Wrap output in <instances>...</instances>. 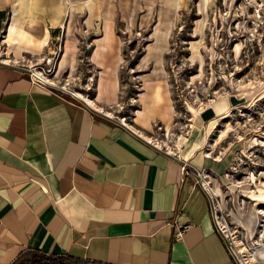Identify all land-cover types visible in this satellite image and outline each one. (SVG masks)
Masks as SVG:
<instances>
[{"label":"rangeland","instance_id":"1","mask_svg":"<svg viewBox=\"0 0 264 264\" xmlns=\"http://www.w3.org/2000/svg\"><path fill=\"white\" fill-rule=\"evenodd\" d=\"M0 8L8 10L0 63L44 69L51 87L92 101L99 78L114 75L118 95L103 112L179 158L194 134L197 159H207L199 178L230 249L243 264L249 253L264 264V0H0ZM102 36L99 68L91 53ZM23 262L37 264L30 253Z\"/></svg>","mask_w":264,"mask_h":264},{"label":"crops","instance_id":"2","mask_svg":"<svg viewBox=\"0 0 264 264\" xmlns=\"http://www.w3.org/2000/svg\"><path fill=\"white\" fill-rule=\"evenodd\" d=\"M103 39L91 53L99 68ZM66 61L67 51L60 69ZM97 84L90 105L0 63V264L33 250L108 264H239L199 178L203 145L190 134L183 158L159 148L103 112L118 95L114 75Z\"/></svg>","mask_w":264,"mask_h":264},{"label":"trees","instance_id":"3","mask_svg":"<svg viewBox=\"0 0 264 264\" xmlns=\"http://www.w3.org/2000/svg\"><path fill=\"white\" fill-rule=\"evenodd\" d=\"M7 14H8L7 9H1L0 8V26H2L3 21L6 18H8ZM30 254L33 256V258L37 264H66V263H70V262H74V261H81L79 259H73L69 256H64L61 254L43 253L42 251H39V250H33L32 252H30ZM10 264H24V262H23V259L21 260L19 258Z\"/></svg>","mask_w":264,"mask_h":264},{"label":"bare ground","instance_id":"4","mask_svg":"<svg viewBox=\"0 0 264 264\" xmlns=\"http://www.w3.org/2000/svg\"><path fill=\"white\" fill-rule=\"evenodd\" d=\"M46 81H48V82H51V83H55V81L54 80H52V78L51 77H48L47 75H45L44 77H43ZM65 88H66V86H64ZM75 91L76 90H73V92H74V94H75ZM76 96H78L77 94H75ZM80 97H82L85 101H87L88 102V104H90V105H94V102L91 100V99H89V98H86V97H84V96H81V94L79 95ZM78 96V97H79ZM104 110V109H103ZM125 124H127V125H129L128 123H126L125 122ZM130 127H133L132 125H129ZM156 145H160L159 143H156ZM169 152V151H168ZM208 181H204V184L206 185V187L208 188V189H210L209 188V185H208V183H207ZM263 186H264V182H263ZM211 190V189H210ZM259 198L261 199V200H263L264 201V187H263V190H262V192H261V194L259 195ZM256 213H257V215L258 214H261V213H263V211L261 210H257L256 209ZM263 231V230H262ZM261 231V232H262ZM237 243H238V245L239 246H241L242 247V242L238 239L237 240ZM242 250L244 251L245 250V248L244 247H242ZM262 256L264 257V253H262ZM247 260V259H246ZM248 263L249 264H259V262L257 261V259L255 258V255H252V254H248Z\"/></svg>","mask_w":264,"mask_h":264},{"label":"built area","instance_id":"5","mask_svg":"<svg viewBox=\"0 0 264 264\" xmlns=\"http://www.w3.org/2000/svg\"><path fill=\"white\" fill-rule=\"evenodd\" d=\"M42 69V68H41ZM29 70V75L31 76V78H32V80H34L35 82H38V83H41V84H45V85H49V86H53L54 84L53 83H51V82H48V81H46L43 77L46 75L45 73H44V69L43 70H37V69H28ZM27 71V70H26ZM156 145V144H155ZM157 146V145H156ZM185 167V166H184ZM203 184V186L207 189V191H208V188L206 187V185L204 184V183H202ZM213 214H214V217H215V220H216V222H217V225L219 226V224H218V220H217V218H216V214L214 213V211H213ZM219 229L221 230V232L223 233V231H222V229L220 228V226H219ZM182 234V229L180 228V229H178L177 230V236H180ZM224 235V234H223ZM230 247V246H229ZM232 251V250H231ZM233 253V252H232ZM234 255V254H233ZM235 256V255H234ZM236 258V257H235ZM237 259V258H236ZM237 261L239 262V264H243V262L242 261H239L238 259H237Z\"/></svg>","mask_w":264,"mask_h":264},{"label":"water","instance_id":"6","mask_svg":"<svg viewBox=\"0 0 264 264\" xmlns=\"http://www.w3.org/2000/svg\"><path fill=\"white\" fill-rule=\"evenodd\" d=\"M66 264H108L104 262H95V261H74Z\"/></svg>","mask_w":264,"mask_h":264}]
</instances>
